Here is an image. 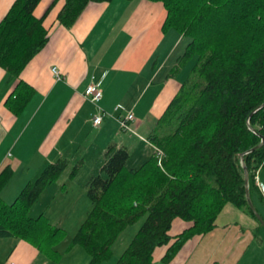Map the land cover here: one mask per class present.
<instances>
[{
	"label": "trees",
	"instance_id": "16d2710c",
	"mask_svg": "<svg viewBox=\"0 0 264 264\" xmlns=\"http://www.w3.org/2000/svg\"><path fill=\"white\" fill-rule=\"evenodd\" d=\"M41 1L15 0L0 21V66L16 82L6 99L14 113L34 93L19 74L48 41L45 14L35 13ZM95 1L108 2L64 0L57 18L69 28ZM153 1L165 7V30L176 29L189 41L171 73L194 63L148 137L155 146L151 156L130 167L128 148L110 147L101 171L90 175L86 190L92 206L67 247L81 244L91 257L88 264L114 257L120 233L143 214L140 230L115 264H152L164 244L162 264H169L188 239L216 227L227 203L257 218L247 200L244 164L253 198L259 189L256 174L264 165V106L258 108L264 102V0ZM68 166L66 156L48 163L10 203L2 190L15 168L11 162L0 168V237L27 240L60 261L57 244L66 229L44 212L33 216L30 210ZM80 166L77 162L70 174L75 176ZM175 218L191 225L171 234Z\"/></svg>",
	"mask_w": 264,
	"mask_h": 264
},
{
	"label": "crops",
	"instance_id": "0c3cea01",
	"mask_svg": "<svg viewBox=\"0 0 264 264\" xmlns=\"http://www.w3.org/2000/svg\"><path fill=\"white\" fill-rule=\"evenodd\" d=\"M14 1L0 0V21ZM53 1L42 0L35 9L38 17L45 14L48 41L19 74L34 88L30 101L19 113H14L6 104L16 82L0 66V168L8 162L15 168L2 190L6 200V195L13 192L14 183L19 189L48 163L62 156L69 158L71 170L81 162L79 172L88 178L101 171L110 147L128 148V163L132 160V166L141 165L155 149L148 140L154 125L182 84L178 76L183 69L177 75L171 70L189 41L186 43L187 38L176 29L172 30L180 35L165 30L166 11L162 3L153 0L95 1L88 4L79 20L68 28L57 18L64 0H58L54 8L47 11ZM176 52L175 62L165 75V63ZM55 65L61 70V78L57 79L52 71ZM102 75L100 104L107 113L96 127L92 117L98 112L97 106L84 92L93 76ZM148 93L152 98L143 102ZM118 103L134 110L137 119L130 121L132 130L122 129L117 117L119 111L115 109ZM77 179L80 185L78 201L87 196L88 179L85 182L81 176ZM258 179L264 184V165L259 169ZM54 181L49 183L50 189L57 191L61 183ZM261 195L258 189L253 201L264 218ZM189 225L190 221L175 218L169 233L178 234ZM167 249L168 245L158 246L152 264H162ZM87 254L84 252L86 264L90 258ZM118 257L103 264H115ZM63 259L47 258L27 240L0 237V263L14 260L17 264H63ZM169 264H264V224L258 217L227 203L216 220V227L188 239Z\"/></svg>",
	"mask_w": 264,
	"mask_h": 264
},
{
	"label": "rangeland",
	"instance_id": "374dc122",
	"mask_svg": "<svg viewBox=\"0 0 264 264\" xmlns=\"http://www.w3.org/2000/svg\"><path fill=\"white\" fill-rule=\"evenodd\" d=\"M170 33H177L178 35H180V33L176 30H171ZM187 40L188 39H185L186 43L188 42ZM183 44H184V42H183ZM167 45L168 44H166V47H167ZM181 46H182V44L179 45V48H178L179 52L182 51V50H180ZM166 54L168 55V53H166ZM173 55L174 56H172L165 63V68H164V74L165 75H168L167 73H168L169 69H171L170 67L173 66V64L175 62V58L177 56V52L174 53ZM193 63H194V59H192L190 61V63L186 66V69L182 70V73L178 76V79L180 81L184 82V80H186V78L188 77V75L190 73V68L193 65ZM166 77H168V76H166ZM136 97H138V96L136 95ZM136 97H134V98H136ZM149 98H152L151 93H148V95L143 97V102L149 100ZM144 144H147V143L144 142ZM132 163H133L132 160H130V162L128 163V166L133 167L132 165H134V164H132ZM138 166H140V165H138ZM138 166H136V167H138ZM81 168H82V165L80 166L78 172L75 174L76 176H74V175H71L69 173L71 168L68 166L64 170L62 175L58 178V180L54 181L56 184L61 183V187H57V191H53L50 189V185L48 187L46 186L47 191L46 192L42 191V193L40 194V196L36 200V203L32 206V208L30 210L31 215H33V216H37L40 213L44 212L46 214V216L50 219V221L52 220L54 223H57L59 226L66 229V232H67L66 236L64 237V239L59 244H57L58 245L57 248H58L59 252L61 253L60 260L64 258L62 260V261H64L63 264H86L84 252L86 254H87V252L81 244L76 245V247L71 249V250L67 249L68 245L72 241V238L78 232L77 230H78L79 226L86 219V216H87V214H88V212L92 206V202L88 196H86L82 199H78V201L76 200V196L79 193L78 191L80 190V185H79L78 181H76V180H78L77 178H79V176H81V180L83 182H85L87 179H89L88 175H85V174L82 175L81 172H79L81 170ZM73 177H75V179ZM62 178H64L65 180ZM27 182H24L23 185H21L19 187V189H17L18 187L15 188L16 183H14L15 185H13V192H11L10 195H6L7 200L11 201L10 199H12V197L14 198V197L18 196L21 193V191L23 190V188ZM54 193H57V194H56V196L52 197V195ZM65 195L69 196L71 199L65 197ZM48 197H50V199H48ZM4 200H6V199H4ZM7 200H6V202H7ZM74 200H76V201H74ZM146 216H147L146 214H143V217H141L138 221L134 222L133 224H130V226H128L126 228V230H123L120 233L117 241L113 245L114 257H112V259H114L115 257H118L123 252V250L126 249L128 244L131 243L130 242L131 239L133 238V236L135 235L137 230H140V227L143 224ZM67 250H69V251H67ZM87 255H89V254H87ZM90 258H89V262H90Z\"/></svg>",
	"mask_w": 264,
	"mask_h": 264
},
{
	"label": "built area",
	"instance_id": "2783aa9c",
	"mask_svg": "<svg viewBox=\"0 0 264 264\" xmlns=\"http://www.w3.org/2000/svg\"><path fill=\"white\" fill-rule=\"evenodd\" d=\"M52 71L53 73H55L54 75L56 76V78H61L62 77V73L61 70L58 66H53L52 67ZM103 77L104 75L96 78L95 76L92 77V80L87 84L86 88H85V92L84 95L86 97H88L89 99H91L93 101V103L97 106V111L92 119H93V124L96 127H99L100 124L103 121L104 115L107 113L106 109L100 104V100L103 96V87H102V82H103ZM115 109L119 111L118 113V119L120 121L121 127L122 129L126 130H132V126L130 121H135L137 119L136 114L134 112V110L132 108H128L126 105L123 104H116ZM125 112V115H122V113ZM161 152V150H160ZM256 181L257 184H259V189L261 191V193L264 196V184H260L259 179H258V172L256 174ZM0 264H17L16 261L12 260V261H5L3 263Z\"/></svg>",
	"mask_w": 264,
	"mask_h": 264
},
{
	"label": "water",
	"instance_id": "95a60500",
	"mask_svg": "<svg viewBox=\"0 0 264 264\" xmlns=\"http://www.w3.org/2000/svg\"><path fill=\"white\" fill-rule=\"evenodd\" d=\"M262 106H264V102L262 104H260V106H258V108H260ZM263 142H264V136H262V141L260 142V145H263L262 144ZM260 145L251 148V150L252 149L255 150L256 148H259ZM244 168H245V172H246L245 178H246V185H247L246 186V195L248 198L247 200H248L249 204L251 205L252 209L255 211L256 216L259 218V220L262 222V224H264V218L260 215L259 211H257L256 206H255L254 201H253L254 198H252V195H251V191H250V187H249V172L250 171L248 169V166H246V164H244Z\"/></svg>",
	"mask_w": 264,
	"mask_h": 264
}]
</instances>
